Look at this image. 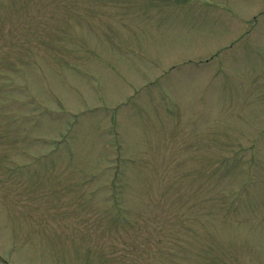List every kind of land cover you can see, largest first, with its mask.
Returning <instances> with one entry per match:
<instances>
[{
    "label": "rangeland",
    "instance_id": "obj_1",
    "mask_svg": "<svg viewBox=\"0 0 264 264\" xmlns=\"http://www.w3.org/2000/svg\"><path fill=\"white\" fill-rule=\"evenodd\" d=\"M0 264H264V0H0Z\"/></svg>",
    "mask_w": 264,
    "mask_h": 264
}]
</instances>
